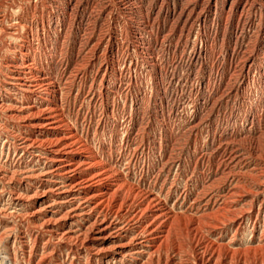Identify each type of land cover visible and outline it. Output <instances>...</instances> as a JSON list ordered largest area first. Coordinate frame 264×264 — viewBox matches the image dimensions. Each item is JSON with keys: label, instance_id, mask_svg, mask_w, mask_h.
<instances>
[{"label": "rangeland", "instance_id": "obj_1", "mask_svg": "<svg viewBox=\"0 0 264 264\" xmlns=\"http://www.w3.org/2000/svg\"><path fill=\"white\" fill-rule=\"evenodd\" d=\"M240 1L228 14L225 0H0V173L7 174L0 183V264H148L145 251L126 261L101 260L98 246L87 251L81 221L49 232L43 226L50 217L38 197H59L41 187L38 161L17 148L30 131L8 112L38 107V101L21 99L26 89L16 80L33 83L39 77L54 83L49 107L59 110L65 129L99 159L104 155V162L120 159L117 173L130 185L140 183L144 192L165 185L166 193L172 190L170 205L182 194L179 206L200 208L186 214L194 220L193 232L169 243L168 264H197L193 249L202 254L199 246L209 243L236 254L223 256V263L215 257L211 264H264V0ZM244 20L253 26H243ZM196 47L203 51L198 61L190 56ZM243 53L252 61L245 63ZM241 63L247 66L242 76L236 68ZM23 64L32 68L28 75ZM209 199L217 207L224 199L228 203L234 221L226 223L231 226L226 231L207 230V221H217L224 208L205 213ZM49 203V212L64 213L61 205ZM64 230L80 231L79 237L68 242ZM126 230L129 240L136 231Z\"/></svg>", "mask_w": 264, "mask_h": 264}, {"label": "bare ground", "instance_id": "obj_2", "mask_svg": "<svg viewBox=\"0 0 264 264\" xmlns=\"http://www.w3.org/2000/svg\"><path fill=\"white\" fill-rule=\"evenodd\" d=\"M207 1H209L208 3H211L213 0H207ZM216 1H218V0H216ZM240 5H241V1L240 0H225L222 9L224 11V9H226V7H227V11H228V14H229V12L232 13L235 10L239 9ZM250 5L252 6V3ZM254 5H255V2H254ZM245 6H246V3H245ZM244 8L245 7L242 8L243 11H244ZM174 12H175V10H174ZM180 15L183 16V14H180ZM197 18H198V16H197ZM247 21L246 22H245V20L243 21V24H244L243 26L248 25L249 27H252L253 26V24H252L253 22L249 21L247 23ZM239 50L241 51V49H239ZM202 52L203 51L201 50L200 47L199 48L196 47V49L193 51V53H191L190 56L192 57L193 60L198 61L200 59V57L202 56ZM243 54H244V56L246 58V61H244L245 63H249L250 61H252L251 59H253V56L251 54H247V53H243ZM234 59H235L234 58V53H232L231 54V58H230L231 63H233V62L235 63L236 60H234ZM245 63H243V64L241 63V65L236 66V68H239V73L241 74V76L245 73V71L247 69V66L245 65ZM29 65L28 64H23V68L26 71L25 72L26 75H28L32 71V68H30ZM106 67H107V69H109L112 66H111V64H107ZM249 71L250 70H248L246 73L249 74ZM16 82H17L16 85H18L19 87L25 88L26 89V92H28L27 94H26V92L21 93V95H22L21 99L22 100H28V99H30V100L38 101V103H36L38 105V107L37 108H34L33 107L34 108L33 110H29V108H30L29 107L28 110H26V111L17 110L18 108L17 109H10L8 111L10 113V115L11 114L13 115V118L15 116V119L17 118V119L20 120V122H22V124H21L22 125V128L25 129L26 132H27V130L30 131V132L28 131L30 134L29 135L26 134L28 136L26 138H23L22 143L20 142L21 144L17 148H20V149H22L24 151V153L29 154L32 157L31 159H33L34 161L35 160L38 161L39 165H41L43 167V169H42L43 171H40L39 172L40 174L37 175V178L39 179V182L41 184V187L44 188V189L46 188L49 191L48 193H51L53 195V197L55 195L57 198L59 197L58 199H61L62 200L59 203L56 202L58 199H56L55 197L53 198V200H49L51 198H48L47 193H44V195L38 197V199H37V201H39V205L41 207H43L44 210H47L48 209L47 210V213H49V215L47 214L46 217H50V219H48L46 222L44 221L45 223L43 224V226L48 229V232H49V230L56 229L58 227L57 226L58 224H61V223L62 224H65V223H68V222H69L68 224L74 223V222L80 224V221H81V222H83V225L84 226H82L81 225L82 223H81L80 224L81 225V229L80 230H81V232H85V233L87 232L86 233V237L89 240L88 241L89 243L87 245V239L84 238L82 245H87V248L86 249L89 252H91V250L93 249V248H90L91 246H95V247L98 246L99 249H98L97 253L99 254L101 260H106L107 259V260L117 261V260L120 259V260H125L126 261L127 257H129V256H132V257L133 256H137L138 257L140 254H142V252L145 251L144 253L148 257L147 258V260H148L147 263L148 264H168V263H170V261H168L169 260V256H170L169 255V253H170L169 243L172 241V239L175 237V235L180 234L182 236L183 233H187L188 234L190 232H193V228L194 227L192 226V223H193L194 220L191 219V218H189L186 214L191 213L193 211L195 213H198L200 208L197 209V206L194 207V206H191L190 205L191 207H188L187 206L188 208L185 209L184 207L179 206V204L181 203V200H184V197L181 194L182 192L180 193L181 196H178V198L173 202V204L170 205V203L167 202L168 201V197L171 195V191H172L170 186H169L170 189L167 191V193L164 191V186L165 185L161 186V188L158 190V192H154V191H152V192H144V191H142L139 182H138L139 185L137 184L138 185L137 188L133 187L132 185H130L126 181V179L123 178L124 176L121 177V175L117 173L118 172L117 169L119 167L118 165H121L120 159H117V160L115 159L113 161L112 156H111V157H109L110 159H108L106 162H104L103 159H102L104 157V155H102L103 157L101 159H99V156H97V154H95L90 149H88L89 146H88V144L86 142H85V145H83L84 144L83 142H82L83 144H81L80 141H79L80 138H79L78 134L72 133V131H70V130L68 131L67 129H65L66 126L64 124V121H62V119H60V117H58V115H59L58 113L59 112H57V111H59V110H57L55 108L57 110L56 111L53 107H51V108L49 107V103L50 102H49L48 98L50 96H52V97L55 96V93H56L55 88H54L55 87L54 86V83L48 82L47 79L45 80L42 77H39L38 80L37 81L35 80V82H33V83L27 82L26 79L25 80H23V79L22 80H16ZM38 89H41V91L38 90ZM43 90H45V91H43ZM236 90L239 91L238 88H236ZM21 91H23V90H21ZM6 107H7V105H6ZM14 107H15V105H14ZM1 120H3V119H1ZM1 120H0V122H1ZM9 121H11V120H9ZM13 122H14V120H13ZM17 122H19V121H17ZM3 125H1V127ZM3 132H4V130H3ZM1 134H2V132H1ZM16 136H15V139H16ZM11 137L12 136H10L8 138H11ZM16 141H17V139H16ZM126 144L128 145V143H126ZM14 152H15V150H14ZM2 153H3V151H2ZM24 153H23V155H24ZM13 155H15V154H13ZM201 157H203V155ZM227 161H228V159H227ZM6 162H4V163H6ZM228 162H233V161H228ZM233 167H236V166H233ZM125 168H126V166H125ZM239 169H241V168H239ZM15 171H14V173H15ZM21 172L22 171H20V173ZM25 173H26V171H25ZM31 173L33 174V172H31ZM240 173H241V171H240ZM21 174H24V172L21 173ZM6 175H7L6 172L0 173V183L6 181ZM173 176H175V175H173ZM234 176H235V174H234ZM241 177H243V176H241ZM19 178H23V177L21 176ZM26 178L28 180H30L29 177H26ZM228 179H229V177H228ZM16 180H18V179H16ZM158 180L159 179H156L155 180V183H157ZM233 180H235V179H233ZM166 184H167V182H166ZM214 184L215 183H213V185ZM238 185H236V186H238ZM29 186H30V184H29ZM233 188H234V186H233ZM7 191H9V190H7ZM37 191H39V190H37ZM37 191H35V192H37ZM241 191L242 190H240V192ZM11 193H8V194H11ZM164 194H166V195H164ZM241 194H243V193H241ZM257 195H259V194H257ZM25 196H26V194H25ZM67 197H70V200H67L66 201V198ZM163 197H164L165 200L162 201ZM214 197H215V194H214ZM228 198H230V197H228ZM202 200L203 199H201V201ZM24 201L27 202L26 200H24ZM253 201L254 200H252V202ZM49 202H54V203L56 202L55 203L56 205L57 204L58 205H61L62 208H65L64 213L60 212V213L54 214V212L53 213L52 212H49V208H51L50 205H49L50 204ZM204 202H205V207H206L205 208V211H204L205 213H207L208 211H214V210H216V208L219 210L222 206H224L223 210L217 212V214H219L218 215L219 216V219L217 221L216 220L215 221H212L211 220V222H208L207 221L206 228H207V230H209V232L212 233V231H214V230L223 232V231H226L229 227H231L230 225H227L226 226V223L229 224V223H231V221L233 222L234 220H231V218L229 217L230 215H228L229 212L231 213V211H229L227 209L228 208L227 207L228 205H224V204L227 203L225 201V199H224V201H222V205L219 206V207H217V203L216 204H215V202L213 203L212 201H210V199L207 200V201H204ZM250 203H251V201H250ZM55 204L54 205L52 204V205L55 206ZM183 204H184V202H183ZM192 204H193V202H192ZM168 205L171 208H173V209H179L183 213H181L180 215L173 214L172 211L169 209V206ZM245 209H247V208H245ZM1 210H2V208H1ZM236 212H238V211L236 210ZM236 212H234V213H236ZM205 213L201 214V216L203 217L202 219H204V216L203 215H205ZM177 214H178V212H177ZM191 216H193V215H191ZM215 216H217V215H215ZM206 218H208V217H206ZM187 220H190L191 221L190 222L191 224L188 225V226H187V224H188L187 223ZM221 220L224 221V224H221V225L223 227H226V229L223 228V227H220L219 222H221ZM176 222L180 223V225L177 226V223ZM202 222H204V221H202ZM237 222L239 223V221H237ZM240 222H242V221H240ZM33 224L34 223H32V225ZM125 227L127 229H129V230H134V232L136 231V233H134L135 235H133L131 237V239H129V240H128V238L125 235V234L128 233ZM200 228L202 229V227H200ZM203 230L205 231V229H203ZM51 232H53V231H51ZM62 232L63 233L61 234V236H63L65 239H67L68 242H71L72 240H74V238H78L79 237L78 234L80 233V231H79V233H77V232H73L72 230L71 231H65L64 230ZM46 233H44V234H46ZM51 234H53V233H51ZM183 235H185V234H183ZM183 237L185 238V236H183ZM205 237H206V235H205ZM53 238H54V236H53ZM59 240L57 241V243L60 242ZM179 240H180V238H179ZM51 241H52V239H51ZM205 242H207V241H205ZM179 243H180V241H179ZM184 244H185V241H184ZM195 244H196V242H195ZM71 245H72V243H71ZM201 246H199V247L202 249V254H198L196 252V251H199V250H196L195 248L193 249L194 250V253H195V256H196V259H197V264H211L212 259L215 258V257H218L217 259H220L218 261H220L221 263H223V261L225 260L223 258V256H230L229 253H231V255H236V254H234V253H232V252H230L228 250H225V249L224 250H218V251H216L215 248L216 249H221L222 247H218V246H216L214 244H210L209 243L208 246H206V245H201ZM228 246H229V244H228ZM54 247H55V244H54ZM65 247L67 249V247L69 248L70 245L68 243H65ZM187 247H189V246H187ZM57 248H59V247H57ZM212 249H213V253L211 254L210 252H211ZM175 250H172V251H175ZM179 251H181V250H178V252ZM199 253H201V252H199ZM207 254H211L209 258L207 257ZM154 259H156V261ZM87 260H88V258H87ZM143 263H145V262H143ZM230 264H231V262H230Z\"/></svg>", "mask_w": 264, "mask_h": 264}]
</instances>
